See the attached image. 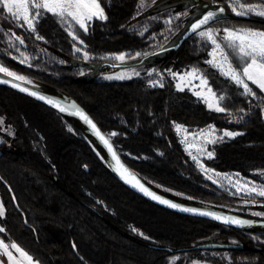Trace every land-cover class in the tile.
<instances>
[{
	"label": "trees",
	"instance_id": "trees-1",
	"mask_svg": "<svg viewBox=\"0 0 264 264\" xmlns=\"http://www.w3.org/2000/svg\"><path fill=\"white\" fill-rule=\"evenodd\" d=\"M214 1L218 3L216 7L221 5L227 11L226 0ZM100 3L107 19L91 21L87 33L76 29L85 52L92 57L93 64L79 62L81 66L93 67L90 77L78 76V68L71 65L81 56L74 53V42L58 28L51 14L39 19L34 33L20 27L2 7L0 65L36 82L51 95L76 101L107 134L123 161L159 194L196 207L200 206L193 202L195 199L219 204L235 202V198L228 197L202 178L174 136L171 123L179 122L186 127L213 125L240 131L239 136L217 147L208 166L218 171L235 170L258 181L260 178L251 171L254 165L228 167L231 165L227 161L235 150L253 152L258 146L255 139H264L262 93L249 84L256 97L243 95L241 87L204 62L210 45L193 35L175 51L154 53L174 44L179 36L173 42L163 44L160 38L148 37L150 31L142 36H135V32L130 34L132 30L123 31L124 21L136 8L137 0H100ZM230 16L214 23L224 21L264 30V18ZM158 23L154 18L149 25L157 28ZM44 30H50V35ZM37 34L43 39H36ZM16 37L24 43L21 44ZM110 40L119 45L122 41H129L134 48L128 55L135 51L143 53L121 66L146 65L154 69L160 79L155 74L112 81L94 78L92 74L106 69V64H100L109 63L96 59V56H103L102 45ZM15 50L29 56L26 65L15 61ZM175 61L188 62L198 68L216 96H224L219 103L227 111L210 110L192 94L176 90L165 73L166 66ZM150 79H156L157 85H149ZM20 107L28 110L38 128L49 124L48 117L64 143L53 147L46 156L42 155L32 144L33 138L25 132L29 124L27 118L16 115ZM0 118L5 124V131L0 130V202L4 212L0 216V228L5 229L0 232V240L5 244H16L34 262L170 264L171 258L176 257L174 264L192 261L264 264V228L236 231L166 212L138 198L117 181L104 152L76 120L60 116L1 86ZM67 122L71 131L66 129ZM113 132L118 135L112 136ZM39 133L42 135L41 131ZM141 156H147V159ZM246 208L250 207H240L241 211ZM256 210L264 212V206ZM204 243L236 245L241 250L173 254L155 249L174 252ZM223 254L229 256V262L221 258Z\"/></svg>",
	"mask_w": 264,
	"mask_h": 264
},
{
	"label": "rangeland",
	"instance_id": "rangeland-1",
	"mask_svg": "<svg viewBox=\"0 0 264 264\" xmlns=\"http://www.w3.org/2000/svg\"><path fill=\"white\" fill-rule=\"evenodd\" d=\"M202 2H206V4L211 5V8H215L216 7L215 5L218 4L214 0H199V1H194V0H137L136 6H135L136 8L133 10V12L129 14L130 17H128L124 21L125 25L122 27H124L125 29L123 31L132 30L130 34L135 32V36L136 35L142 36L143 34H145L146 31H150L151 35H147L150 38L151 37L153 38L154 36L155 38H160L163 44L173 42L176 39L175 37H178L182 33V31L185 29L188 23L191 22L193 19H195L203 11V9L200 6ZM241 2H243V0H241ZM250 2L257 3L258 0H250ZM231 4H232V0H226V5H227L226 12L229 15L238 16L232 11V7L230 6ZM246 16L260 17L254 14L246 15ZM52 17H53L52 19L54 20V22L57 24L58 28L62 32H64L74 42V45L72 47V50L74 51V53L81 56L80 59L74 60V62H72L71 65L75 68H78V71H79L78 76L84 77V78L90 77L93 71V67L86 66V65L81 66L79 63L80 61H82L84 64H93V62L91 61L92 57L85 52L84 43H79L77 41H74L72 37L68 34V31L66 30L68 28V24L62 25L59 22L57 17L53 15ZM242 17H245V16H242ZM154 18L160 23V25L158 23L157 28L153 25H149L150 21H152ZM261 18H264V17H261ZM100 21H104V20H100ZM69 23L72 24L71 30L79 37L78 31L76 30L79 27L75 24V22L71 20H69ZM18 24L20 27L23 26L24 27V28L22 27L23 29L29 32H32L31 30L27 28V25L23 24L22 20L18 21ZM159 27H161V29L159 30V32L155 33V31H157ZM225 29H254L257 31L258 30L264 31L263 29L253 28L249 26L233 25L231 23H226L224 21L211 24L197 31L196 33L193 34V36L197 37L198 39L202 41L207 42L210 45L209 49L206 50L207 57L204 61L205 63L212 59V56L210 55V53L213 51V45L211 44L210 41H207L206 38H202L199 35V33L205 32V31H211L215 35L218 42L223 43ZM45 32L50 35V30H47ZM79 39L82 40L80 37ZM115 40L107 41L108 42L107 44L102 45L101 53L103 56L99 57V54H97L96 59H101L104 62H109V63L124 64V62H131L143 54L140 51H135L134 54L128 55L129 51L132 50L131 48H134L129 45V41H122V43H120L119 45L118 43H114ZM151 47H154V44H152ZM125 48H128V49H125ZM77 49H80V51H77ZM39 52H41L42 54L45 53L47 55V53L44 52L43 49H39ZM21 53L23 52H19L15 50V54L13 55V57L15 58V61H17L19 64L26 65L29 60V56H27L24 53L23 55H21ZM118 56H123L124 59L123 60L116 59V57ZM231 59L233 61L234 67L240 66L241 61L238 57H232ZM0 68H6V67L0 65ZM212 68L215 69L214 67ZM6 69L10 72L15 73L17 76H21L20 74H17L13 70H10L8 68ZM192 69H198V68L191 66L188 62H183V61L176 62L175 61L170 66L168 65L166 66L165 73L168 75V77L172 81L173 86L176 88V90H178L177 85L181 84L183 90H178V91H183V92L192 94L194 97L200 100L206 108H208L207 103L205 102V99H203L202 97L208 96L209 102L215 103V101L211 97V94L207 93L206 90L202 93V96L198 97L197 95L194 94L195 92H200L201 87H200V81L198 79H192L191 77L185 76V74L190 72ZM0 73L4 74L3 72H0ZM199 73L204 76V74L200 70H199ZM141 74H146V75L155 74L156 77L160 79V75L157 72L155 73L154 69L148 68L146 67V65L143 66L141 64L133 65V66H126V67L120 66L116 68H110L106 66V69L104 71H101V72L98 71L97 73L92 74V76H94V78L98 80L112 81V80H125L131 77H138ZM180 76H185V79L183 81L180 80L178 78ZM8 77L10 78V76ZM24 78L25 79L23 81L21 80L19 81L27 85L42 89L40 85L36 84V82L30 80L27 77H24ZM189 80H191V83L188 82ZM228 80L231 81L230 79ZM147 83L149 85H157V80L150 79ZM248 83L251 84L250 82ZM261 93L264 97V92H261ZM19 109H20L19 111H16V115L17 117H20V115L22 114V117L27 118L26 121L29 124H27V127L25 128V132L26 134L29 135V137L33 138L32 144L39 150V152L42 155L46 156L47 153L50 152V150H52L53 147L60 146L61 143H64V139L58 135L59 132L56 130L55 125L51 122V120L48 117L47 119L49 120L48 121L49 124H46L42 126L41 128H38V125H37L38 123L36 124V122L34 121V118L31 117V115L28 113V110L25 107H20ZM262 118L264 121V112L262 113ZM171 124L173 128L174 136L176 137L178 143L180 144L182 149L186 152V154L189 156V158L194 162L202 178L208 181L209 183L213 184L214 186H216L218 189H221V191H223V193H226L225 195H227L228 197L236 199V201L231 204H219V203H215L210 200H200V199H195L193 200V202H195L201 208L217 210V211H224V212H228L232 214H242L243 216L248 217V218L264 220V212L256 210V208L264 206V197L256 195L255 193L248 194L243 190L238 192L236 187L234 186L235 184H244L247 187H251L255 185L257 188V191L260 190L261 188H264V139H257V138L255 139L257 142L256 145L258 146L256 149H253L254 150L253 152L251 153H246V152H241V151L236 152L235 150L232 153L229 160L227 161V164L231 165L228 167H233L236 165L238 167L242 166L245 168L247 166H250L251 164L254 165V168H252L251 171L258 178H260L258 181H255L254 179L247 178L246 176L242 175L240 172H237L235 170L218 171L214 167L208 166V164L215 157V150H217V147L221 143L231 139L229 137L223 136V133L224 132L241 133L240 131L228 130L226 128H215L213 125H203L200 127H195V126L186 127L185 125L179 122H172ZM4 126L5 124L3 120L0 118V130L2 132L5 131ZM178 126H179V130H178ZM66 129L70 131L72 130L68 122L66 124ZM39 131H41L42 135L39 133ZM202 131L208 132L210 133V135L200 136L199 133H201ZM236 136H239V135H236ZM221 137H223V139H220ZM208 139H214L216 140V142L207 143ZM201 148L205 149L206 151L204 152L199 151V149ZM207 151H211L213 153L212 158H209L207 156L206 154ZM130 156L135 157L132 153H130ZM193 156L197 157V159L200 161V164L204 165V169L208 170L207 172H205V170L202 169L199 166V164H197L196 161L193 160L192 158ZM144 157L147 159V156H141V158H144ZM228 177L232 179L233 184L229 183L227 179ZM213 181H216V182L214 183ZM0 206H1V202H0ZM243 206L250 207V208L249 209L246 208L241 211L240 207H243ZM262 233L264 235V230L262 231ZM6 245L9 246L8 251L12 253L15 259L14 261L10 262L7 256L3 254V249L0 248V261H2L3 264H27V261H25L24 258L21 257L18 252H16L15 249L11 248L12 244H6ZM221 258L224 259V262H229L228 255L223 254L221 255ZM170 261H171L170 264H174L176 261V257L171 258ZM199 262L200 264H203L202 261H199ZM33 264H35L34 261H33Z\"/></svg>",
	"mask_w": 264,
	"mask_h": 264
},
{
	"label": "snow or ice",
	"instance_id": "snow-or-ice-1",
	"mask_svg": "<svg viewBox=\"0 0 264 264\" xmlns=\"http://www.w3.org/2000/svg\"><path fill=\"white\" fill-rule=\"evenodd\" d=\"M232 11L238 16H246L254 14L256 16L264 17V0H258L257 3H252L250 0H232ZM0 7L7 11L9 16L13 20L23 21L24 25H27V28L32 32H36V24L39 22V19L42 18L45 14H51L58 18L59 22L63 24H68V34L72 37L74 41L83 43L82 40L71 30L72 24L69 23V20L75 22L78 25L79 29L83 30L84 33L88 31V24L94 19L106 20L104 9L101 6L100 0H0ZM224 11L223 8L219 10L220 13ZM217 16L216 13L209 12L207 16L204 17L199 24L195 25L194 31L201 27V25L207 24L210 20L215 19ZM14 35V34H13ZM199 35L202 38H206L207 41H210L213 45V51L210 53L212 59L207 61L210 66L214 67L222 76L230 79L236 86L243 88V95L256 97V93L249 86L250 82L252 85H255L261 92H264V31H257L254 29H225V35L223 37V43L218 42L215 35L211 31L200 32ZM21 44L24 43L22 39L16 37ZM36 39L42 40L43 37L36 35ZM230 50V51H228ZM80 51V49H77ZM23 55V53H21ZM230 57H238L241 61L239 67L233 66V61ZM27 59V58H25ZM116 59L123 60V56H118ZM23 62V61H22ZM0 72H3L5 75L12 77L16 80L23 81L25 78L23 76H17L15 73L8 71L6 68H0ZM185 76L191 77L192 79H198L200 81V92H195L194 94L202 96V93L206 90L207 93L211 94V97L215 101L209 102L208 96H203L207 106L210 110L216 112H226L225 107L220 106V101L224 100V96L217 97L215 92H213L212 87L209 85V82L206 77L199 73L198 69H192L190 72L186 73ZM185 76L178 77L180 80H184ZM119 78V77H117ZM247 81V82H246ZM191 83V80L188 81ZM0 83H8V81L0 80ZM12 87H17L16 84H13ZM178 90H183L181 84L177 85ZM21 91H26V89L21 88ZM30 95H36V93H29ZM38 99L45 100L46 103L51 104L53 107L59 108L61 112L66 111L65 107L60 106L57 102L53 100H48L43 96H37ZM72 109L74 115H78L80 119L85 121L96 134L97 137L103 142L107 147L109 153L112 154L113 160H116L119 168L117 171L121 172V178L125 179V182H131L126 177L130 174L127 169L123 168V165H120L119 159L116 156L115 151L108 139H106L99 130L96 128V125L89 119V117L78 109L74 104L69 106ZM179 130V126H178ZM112 136L118 135V133L113 132ZM200 136L210 135L208 132L202 131L199 133ZM240 133L224 132L223 136L233 138ZM220 139H223L221 137ZM216 140L208 139L207 143H215ZM199 151L204 152L205 149L201 148ZM209 158H212L213 153L211 151L206 152ZM191 155V153H190ZM199 166L204 169V165L200 164V161L196 156L192 157ZM207 172V169H204ZM219 175V174H217ZM230 184H233V181L230 177L227 178ZM131 180H134L133 187H138L140 191L144 192L145 195L150 196L154 200H158L160 203L167 204L169 207H178L174 203H170L167 200L161 199L159 196L151 193L147 188L140 184L139 180H136L135 177H131ZM214 183L216 181H213ZM237 191H245L248 194L255 193L261 197H264V188H261L257 191L255 185L247 187L244 184H235L234 185ZM181 211L185 212H195V209L181 208ZM4 214L2 206H0V216ZM200 215L209 216L211 215L213 219L223 220L225 223L244 225L248 222L242 221L234 218H225L219 217L215 214L201 211ZM4 228H0V232H4ZM8 245L4 244L0 240V248L3 249V254H5L10 262L14 261V257L10 251H8ZM11 248L15 249L16 252L20 254L21 257L27 261V264H33V258L20 249L16 244H12ZM0 264H3L0 261ZM35 264H39L38 261Z\"/></svg>",
	"mask_w": 264,
	"mask_h": 264
},
{
	"label": "water",
	"instance_id": "water-1",
	"mask_svg": "<svg viewBox=\"0 0 264 264\" xmlns=\"http://www.w3.org/2000/svg\"><path fill=\"white\" fill-rule=\"evenodd\" d=\"M194 1H196V0H194ZM200 6L203 9V11L195 19H193L191 22L188 23V25L185 27V29L182 31V33L177 38L176 42L172 45H169V46H166L164 48H160L158 50H155L154 53L162 52L164 50L175 51L180 47V45L186 39H188L190 36H192L197 31L211 25L212 23H214L216 21L226 20V19L231 18V16L227 14L225 8L221 5H219L215 8H211L208 6V4L202 3ZM221 8L224 9V11L222 13L219 12V10ZM209 12L216 13L217 14L216 18L213 20H210L207 24L201 25L200 28H198L194 31L193 29H194L195 25L199 24L200 21H202L204 19V17L208 15ZM104 64H106L110 68H116V67L121 66V64H117V63H102V64H100V66H102ZM0 80L8 81V83H0L1 87L7 88L9 90H12V91L22 95V96H25V97L43 105V106H45L46 108L53 110L55 113L59 114L60 116H63V117L69 118V119H73V120H76L77 122H79L86 129V132L95 140V142L98 144V146L101 148V150L106 155L107 160H108L109 169L114 174L117 181L120 182V184L122 186H124L126 189L131 191L132 194H134L138 198L144 200L145 202H147V203H149V204H151V205H153V206H155L161 210H164L166 212H169V213L181 216V217H187V218L207 221V222H210V223H213V224H216V225L228 228V229L236 230V231H240V230H244V229H248V228H254V227L264 228V220H262V219L247 218V217L239 216L237 214H232V213H228V212H224V211L210 210V209H205V208H201V207L185 205V204L175 202V201L159 194L158 191H156L154 188H152L149 184H146L123 161V159L121 158L120 154L117 152L116 148L114 147L113 143L111 142V140L107 136V134L105 132H103L98 127V125L93 121V119L89 116V114L76 101H74L71 98L66 99V98H61V97L51 95V94L45 92L44 90H42L40 88L27 85V84H25L19 80H16V79H10V78H5V77L0 76ZM13 84H16L17 87H12ZM21 88L26 89V91H21L20 90ZM29 93H36V95H30ZM37 96H43L48 100H53V101L57 102L60 106L65 107L66 111L61 112L59 110V108L53 107L51 104L46 103L45 100H43V99H38ZM72 104H74L78 109H80L82 112H84L89 117V119L96 125V128L99 130L101 135H103L106 139L109 140V142L111 143V145L113 147V150L116 153L117 158L119 159L120 165H123V168L127 169L128 173L130 174L126 178L129 179L131 182H125V179L121 178V172L117 171V169L119 168V165L117 164L116 160H113L112 154L108 152L107 147L103 144V142L99 139V137L96 136V134L93 132L92 128L87 123H85V121L80 119V117L78 115L71 114L72 109L69 106ZM133 176L135 177L136 180H139L140 184H142L145 188H147L151 193H153L156 196H159L161 199L169 201L170 203L176 204L178 207H175V208L169 207L167 204L160 203L158 200H154L150 196L145 195L144 192L140 191L138 187H133V183H135L134 180H131V177H133ZM53 179H55V178H53ZM7 190H8V193H9L11 199H12L13 206H14V208H16V204L13 200L12 195L10 194V190L8 189V187H7ZM181 208L195 209L196 211L195 212H185V211H181L180 210ZM89 209L91 211H93L94 213H96V211H94L90 207H89ZM201 211L209 212V213L215 214L216 216H219V217L239 219L242 221H246L248 223H246L244 225L225 223L223 220L213 219L211 215H209V216L200 215L199 212H201ZM155 249L166 251L168 253L178 254V253L185 252V251H191V252H194V251H199V252H201V251H237V250H241V247L236 246V245L221 244V243H204V244L196 245V246L191 247L189 249H179V250H176L174 252H172L169 249H165V248H155Z\"/></svg>",
	"mask_w": 264,
	"mask_h": 264
},
{
	"label": "crops",
	"instance_id": "crops-1",
	"mask_svg": "<svg viewBox=\"0 0 264 264\" xmlns=\"http://www.w3.org/2000/svg\"><path fill=\"white\" fill-rule=\"evenodd\" d=\"M78 26V25H77ZM259 31V30H258ZM232 58V57H231ZM241 65V64H240ZM239 66V65H238ZM203 264H207V263H204V262H202ZM189 264H200V262L199 261H195V262H190Z\"/></svg>",
	"mask_w": 264,
	"mask_h": 264
},
{
	"label": "bare ground",
	"instance_id": "bare-ground-1",
	"mask_svg": "<svg viewBox=\"0 0 264 264\" xmlns=\"http://www.w3.org/2000/svg\"><path fill=\"white\" fill-rule=\"evenodd\" d=\"M0 76L5 77V78H9L8 76H6V75H4L2 73H0ZM10 79H13V78L10 77Z\"/></svg>",
	"mask_w": 264,
	"mask_h": 264
},
{
	"label": "flooded vegetation",
	"instance_id": "flooded-vegetation-1",
	"mask_svg": "<svg viewBox=\"0 0 264 264\" xmlns=\"http://www.w3.org/2000/svg\"><path fill=\"white\" fill-rule=\"evenodd\" d=\"M228 14V13H227ZM243 216V215H242ZM243 217H245V216H243ZM248 218V217H247Z\"/></svg>",
	"mask_w": 264,
	"mask_h": 264
}]
</instances>
